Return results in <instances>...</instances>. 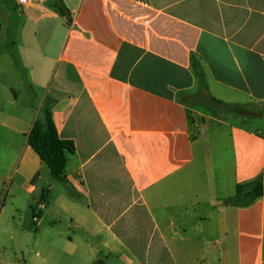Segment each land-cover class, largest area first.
Instances as JSON below:
<instances>
[{
    "label": "crops",
    "instance_id": "obj_1",
    "mask_svg": "<svg viewBox=\"0 0 264 264\" xmlns=\"http://www.w3.org/2000/svg\"><path fill=\"white\" fill-rule=\"evenodd\" d=\"M21 9L23 32L53 18L66 32L38 105L19 102L11 82L28 67L0 52L9 191H38L43 163L28 133L48 106L75 144L58 179L73 201L56 197L73 208V246L123 264H264V196L224 203L238 184L264 181V129L229 121L264 118V0H39ZM47 50L31 48L41 85ZM212 98L243 107L213 114L203 106Z\"/></svg>",
    "mask_w": 264,
    "mask_h": 264
},
{
    "label": "rangeland",
    "instance_id": "obj_2",
    "mask_svg": "<svg viewBox=\"0 0 264 264\" xmlns=\"http://www.w3.org/2000/svg\"><path fill=\"white\" fill-rule=\"evenodd\" d=\"M24 20V13L16 0H0V52L7 49L11 62L17 65L24 62L28 67L22 69L19 65L11 82L18 89L19 102L38 105L45 95L47 84H51L53 67L57 65L54 52L64 43L66 22L62 18L41 21L37 25L31 22L28 30L23 32L21 27ZM34 45L49 48L42 85L34 77L32 69H29L30 63H34L37 57L31 51ZM6 80L7 74L1 72L0 84ZM30 83L37 95L32 93ZM229 121L242 124L255 132L264 129V118L246 121L236 116ZM228 152L222 151L218 155L216 151L215 154L225 161L230 157ZM8 170L9 162L0 158V178L5 177L4 186H0V264H93L99 259L109 264H123L111 256H93L77 240L73 246V235L78 233L77 229L73 232V208L64 207L56 198L64 192L73 201V190L53 178L47 165H42L40 176L35 181L38 191L34 194L19 188L14 196L9 191L11 183L7 177L11 173ZM223 174L230 177L226 168ZM43 193L47 195L44 200ZM33 208L37 216L35 219ZM40 209L42 213L38 215Z\"/></svg>",
    "mask_w": 264,
    "mask_h": 264
},
{
    "label": "trees",
    "instance_id": "obj_3",
    "mask_svg": "<svg viewBox=\"0 0 264 264\" xmlns=\"http://www.w3.org/2000/svg\"><path fill=\"white\" fill-rule=\"evenodd\" d=\"M60 13L70 21L69 10L60 1L56 2ZM207 90V89H205ZM213 102L203 104L213 114H216L214 107H228V109L236 110V113L241 109L240 104H229L212 98ZM42 117H38L28 133V143L39 155L43 164L47 165L50 173L55 179L65 178V169L69 161V155L73 154L75 144L73 140L63 139L60 137L57 126L53 119L52 111L48 106H45L42 111ZM39 173L35 175L38 177ZM264 196V181L262 176L237 185L236 195L232 198L224 200V203L238 206H248L257 198ZM45 199V198H42ZM34 210V218L36 212ZM42 209L39 210V214ZM93 264H109L103 259H99Z\"/></svg>",
    "mask_w": 264,
    "mask_h": 264
},
{
    "label": "built area",
    "instance_id": "obj_4",
    "mask_svg": "<svg viewBox=\"0 0 264 264\" xmlns=\"http://www.w3.org/2000/svg\"><path fill=\"white\" fill-rule=\"evenodd\" d=\"M17 1V4L20 5V6H29L31 4H34V3H38L39 0H16ZM43 206V205H42Z\"/></svg>",
    "mask_w": 264,
    "mask_h": 264
}]
</instances>
